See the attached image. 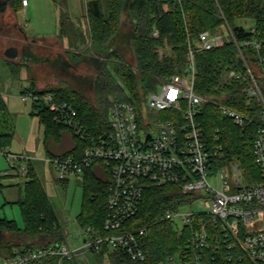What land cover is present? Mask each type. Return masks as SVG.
Listing matches in <instances>:
<instances>
[{
    "label": "trees",
    "instance_id": "16d2710c",
    "mask_svg": "<svg viewBox=\"0 0 264 264\" xmlns=\"http://www.w3.org/2000/svg\"><path fill=\"white\" fill-rule=\"evenodd\" d=\"M85 3L91 48L107 60L99 70L90 95L73 88H33L23 92L39 97L33 102L32 114L38 115L45 126L46 144L51 138L61 141L66 129L71 131L74 143L62 154L80 156L88 146L86 140L56 120L44 100L47 93L71 102L89 133L100 137L110 129L109 109L115 101L140 104L150 91L157 89L162 78L185 74L191 62L190 48L195 47L194 41L203 31L223 33L226 39L222 46L195 50L196 91L237 111L255 116L260 113L259 100L246 95L245 84L236 79L225 80V76L229 69L238 65L239 50L233 36L249 62L258 64L264 57V46L258 50L244 45L247 40L264 42V0H85ZM68 24L69 27L74 25L73 20L63 12L61 34L66 35ZM85 44L86 37L81 32V48ZM129 45L136 56L135 67L127 62L121 51ZM199 108L198 121L206 136L214 140L218 129L222 135L226 157L217 158V162L223 165L236 160L247 182L261 180L262 172L254 154L256 123L248 122L241 128L212 102H205ZM8 111L0 91V113ZM4 122L0 121V150H7L14 138L12 125L6 119ZM55 155L58 154L50 153V156ZM27 177L23 197L18 201L24 225L21 227L15 219L0 218L1 258L13 257L16 249L43 248L66 242L59 232L58 217L33 161ZM110 180V171L104 162H96L85 170L83 204L77 218L82 228L89 225L102 228L109 213ZM185 197L182 187L175 183L147 188L139 212L127 222L133 231L146 228L141 239L147 253L145 262H136L125 251L109 247L93 251L94 261L97 264L105 260L110 264H166L171 258H179L181 264H188L191 225L163 218L166 209L180 205ZM5 234H13L16 238L8 239ZM210 252L211 262L214 255L221 254V261L226 264H264L248 259L239 262L237 255L226 248L217 252L212 247L208 254ZM66 264H81V261L74 257Z\"/></svg>",
    "mask_w": 264,
    "mask_h": 264
},
{
    "label": "built area",
    "instance_id": "2783aa9c",
    "mask_svg": "<svg viewBox=\"0 0 264 264\" xmlns=\"http://www.w3.org/2000/svg\"><path fill=\"white\" fill-rule=\"evenodd\" d=\"M27 5L28 0H23ZM156 34V33H155ZM223 33L203 31L190 48L191 62L185 74L165 76L155 91H150L140 104L132 101H115L109 109L110 129L100 137L89 133L77 108L67 100H59L54 93L44 97L56 120L87 141V148L80 156L58 154L46 160L56 170L60 180L70 176L84 175L85 170L96 162H104L110 171L108 192L109 213L102 228L87 226L82 245L72 248L67 242H57L35 249H16L15 255L3 258L0 264H66L74 257L81 258L87 252H100L104 247L125 251L132 260L142 263L147 253L142 246L146 228L133 231L127 226L130 218L136 216L150 185L163 186L179 184L186 195L184 203H192L207 193L208 211L195 213L180 212L179 207L165 210L163 218L180 220L182 225H191L188 237V264H226L221 254L226 248L241 262H264V57L258 64L249 62L242 46L233 36L239 50L240 68L229 69L226 80L236 79L245 84L244 91L251 99L260 102L258 116L249 115L230 108L224 103L203 96L195 89V50L212 49L225 43ZM244 45L258 50L264 42L247 40ZM32 102L38 96L22 95ZM212 102L218 105L225 117L244 128L248 122L256 123L254 154L262 172L261 180L247 182L243 168L236 160L219 164L218 159L226 157L220 130L210 140L198 121L200 105ZM162 113H166L163 116ZM8 159H21L25 164L19 169L27 175L32 156L12 154L0 150ZM218 158V159H217ZM231 167V171L228 167ZM15 168V163L11 162ZM8 174V171L5 172ZM216 178L220 188L213 184ZM260 217L258 218V216ZM260 227L257 228V220ZM251 226V229L249 227ZM229 260L231 257L226 256ZM171 258L169 262L175 261Z\"/></svg>",
    "mask_w": 264,
    "mask_h": 264
},
{
    "label": "rangeland",
    "instance_id": "374dc122",
    "mask_svg": "<svg viewBox=\"0 0 264 264\" xmlns=\"http://www.w3.org/2000/svg\"><path fill=\"white\" fill-rule=\"evenodd\" d=\"M57 4L56 6H62L61 0H54ZM54 2L49 1L47 6L42 5L43 11L40 9L39 13L51 14L48 16L47 22L44 24L40 19H36L32 17V15H27L20 12L21 20L23 24H25V28L29 33H35V29L42 24L46 27V31L50 34H53L56 31L57 19L54 18L55 7ZM69 11L75 20L81 22V26L84 23V14H85V1L84 0H69ZM47 12V13H46ZM46 17V16H45ZM53 17V18H52ZM31 18V20H30ZM86 22V44L81 48V38L73 39L70 43V57L72 59H77L81 61V74L95 76L94 81L99 73L96 69L95 65H89V60L92 56L102 55L96 53L91 48V39H90V31H89V22L88 19ZM27 24V25H26ZM250 24V22H249ZM70 25V24H69ZM68 29V31H67ZM67 33H72L69 28H67ZM82 29V28H81ZM74 33H79L78 29H75ZM73 33V34H74ZM226 34V33H225ZM78 36H81L79 34ZM70 38V37H69ZM72 38H70V41ZM76 42V43H75ZM79 51V54L73 53L74 51ZM124 52L125 59L127 62L134 67L136 66V56L133 52V49L129 46L122 48ZM85 57V58H84ZM106 57H103V64L106 62ZM86 62V66L84 63ZM61 68L64 70L69 69L70 65L67 63H61ZM64 65V66H62ZM68 75H71L72 79H67L66 86L70 88H75L77 85L75 80L81 79L83 76L69 72L67 70ZM8 74L11 76V80H5L4 78H9ZM0 76L2 77V83L0 84V89L5 92L7 103H8V112L0 113V121L4 124L5 119L9 121V124L12 125L14 131V138L11 145L7 148V151H10L12 154H28L35 159L36 168L39 174L40 179L43 182L47 195L51 201V204L56 212V215L59 220V232L63 234L65 241L72 248H76L83 244L84 242V234L83 228L80 226L78 222V215L81 213L82 204H83V175L79 177L70 176L67 181H62L58 178L56 170L50 165V163L46 160L49 158L50 153L58 154L67 151L73 145V139L71 137V131L63 130L62 140L56 141V139L51 138L48 143H45V126L40 122L38 115L32 114L33 112V102L32 100H28L25 102L21 97V91L24 87L22 83L19 82L18 79L13 78L10 70H5L0 68ZM85 78V77H83ZM89 79V80H88ZM226 80V78H225ZM84 81H87L89 84L90 77H86ZM76 83V84H73ZM78 82V81H77ZM91 88L87 90H82L85 94L90 95L93 92L94 85H90ZM50 87V86H49ZM0 90V91H1ZM81 91L79 88L77 89ZM1 91V92H2ZM0 156L2 157V164L5 166L3 168V177H0V183L5 185V190L12 189L15 193H12L10 197H12L10 201H4V197L2 192L0 191V218L6 217L8 219H15L18 224L22 227L24 225L23 217L21 214V208L18 203L17 190L19 188L23 189L28 179L27 175H23L19 169L25 164L24 160L21 159H8L6 155L0 152ZM11 162L15 163V168L11 167ZM5 169H8V174L5 173ZM228 170L231 171V167H228ZM216 187L220 188V181L218 178L212 181ZM11 185V186H9ZM5 193H8L5 191ZM207 193L204 196L195 198L192 203H184L179 207L180 212H188L193 211L195 213H204L208 211L207 201L210 200ZM17 200V201H16ZM260 215L258 216V218ZM260 219L257 220V228L260 227ZM177 222L180 223V220L177 219ZM181 225V224H180ZM251 229V226L249 227ZM5 237L8 239H15L16 237L13 234H5ZM81 264H97L94 261L93 253L87 252L85 255H81L80 258ZM103 264H110L108 260H105ZM166 264H172V262H167ZM173 264H181L179 258H176Z\"/></svg>",
    "mask_w": 264,
    "mask_h": 264
},
{
    "label": "crops",
    "instance_id": "0c3cea01",
    "mask_svg": "<svg viewBox=\"0 0 264 264\" xmlns=\"http://www.w3.org/2000/svg\"><path fill=\"white\" fill-rule=\"evenodd\" d=\"M49 1H53L55 3L54 7L56 11L54 13V18L57 19L56 31L53 34H50L48 31H46V27L42 24L41 26L36 27L35 33H29L25 28V24H23V21L21 20L20 12L22 11L27 15H32L33 19H40V21L45 24L49 19L48 16L51 14L44 15L42 5L47 6L49 4ZM56 4L57 3L54 0H28L27 5L23 4V0H0V68L2 70H10L13 78L18 79L19 82L24 85L21 91L22 95L24 91H31L33 88H70L67 87L65 83L67 82V79H72V76L68 75L67 70H69V72H75L85 78L90 77L89 84H87V81H84L85 78L83 77L79 80H75L77 83V85H75L76 89L79 88L81 91L87 90L91 88L90 85H94L95 81L93 77L95 76L92 77V74H81V71H79V68H81V61L72 59L70 57L71 51L69 50L70 43L73 41V39H77L79 37L81 38V36H78L79 34H81V32L86 35V3L84 14L85 20L82 26L81 22L75 20V17H73L70 13L69 0H61L62 6H56ZM40 9L43 11V13H39ZM63 12L69 14L74 24L71 25V27H69L68 24V28L72 33H66V35L61 34L60 31L61 15ZM75 29H78L79 33H74ZM69 37L72 38L71 41ZM9 48L14 49L11 55H7ZM79 51L81 50L74 51L73 53L79 54ZM60 61L61 63L69 64V69L64 70V68H61L59 64ZM90 64L95 65L96 69L99 71L103 65V56H92L89 60V65ZM84 66H86V62L84 63ZM86 68L88 69L87 66ZM8 76L9 78L4 79L11 80L10 74H8ZM2 83L4 84L9 82H2V77L0 76V84ZM76 83L73 82V84ZM1 93L7 103L5 92L2 91ZM21 98L23 99V97ZM1 158L2 157L0 156V177H3L4 175L2 169L5 168V166H3L2 164L3 162ZM4 171L6 172L8 171V169H5ZM7 175L11 174L9 173ZM4 187L5 185L0 183V191L3 194L4 201L6 203L12 200V197H10L9 199V196H11V194L15 192L11 188L5 190ZM5 191H7L8 193H5ZM17 191L18 192L15 196H18L17 200L19 201L23 197L24 193L22 188H19V190ZM2 259L3 258L0 257V260Z\"/></svg>",
    "mask_w": 264,
    "mask_h": 264
},
{
    "label": "water",
    "instance_id": "95a60500",
    "mask_svg": "<svg viewBox=\"0 0 264 264\" xmlns=\"http://www.w3.org/2000/svg\"><path fill=\"white\" fill-rule=\"evenodd\" d=\"M13 48H9L7 55H11V53L13 52ZM238 66L241 68L243 66V61L241 59L238 60ZM105 137V135H104Z\"/></svg>",
    "mask_w": 264,
    "mask_h": 264
}]
</instances>
